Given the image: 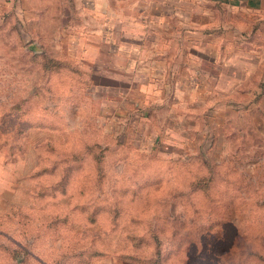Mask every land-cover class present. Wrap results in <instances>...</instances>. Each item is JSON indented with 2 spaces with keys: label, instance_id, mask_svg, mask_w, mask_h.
Returning a JSON list of instances; mask_svg holds the SVG:
<instances>
[{
  "label": "rangeland",
  "instance_id": "obj_1",
  "mask_svg": "<svg viewBox=\"0 0 264 264\" xmlns=\"http://www.w3.org/2000/svg\"><path fill=\"white\" fill-rule=\"evenodd\" d=\"M0 264H264V10L0 0Z\"/></svg>",
  "mask_w": 264,
  "mask_h": 264
},
{
  "label": "crops",
  "instance_id": "obj_2",
  "mask_svg": "<svg viewBox=\"0 0 264 264\" xmlns=\"http://www.w3.org/2000/svg\"><path fill=\"white\" fill-rule=\"evenodd\" d=\"M243 4L249 8L264 10V0H243ZM6 167L10 170L11 164L6 163L5 158H0V168L6 170Z\"/></svg>",
  "mask_w": 264,
  "mask_h": 264
}]
</instances>
